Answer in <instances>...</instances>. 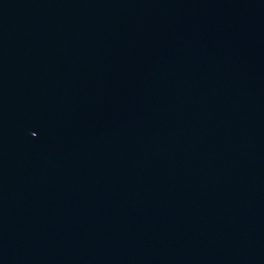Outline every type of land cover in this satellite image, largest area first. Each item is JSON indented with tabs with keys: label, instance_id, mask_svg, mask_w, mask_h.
Masks as SVG:
<instances>
[{
	"label": "water",
	"instance_id": "water-1",
	"mask_svg": "<svg viewBox=\"0 0 264 264\" xmlns=\"http://www.w3.org/2000/svg\"><path fill=\"white\" fill-rule=\"evenodd\" d=\"M0 264H264V0H0Z\"/></svg>",
	"mask_w": 264,
	"mask_h": 264
}]
</instances>
